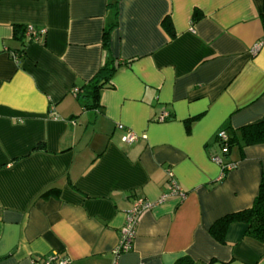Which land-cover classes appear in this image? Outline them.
Listing matches in <instances>:
<instances>
[{
    "label": "crops",
    "instance_id": "crops-1",
    "mask_svg": "<svg viewBox=\"0 0 264 264\" xmlns=\"http://www.w3.org/2000/svg\"><path fill=\"white\" fill-rule=\"evenodd\" d=\"M27 26L44 36L15 38ZM107 57L112 87L91 109L75 93ZM219 131L236 166L223 177ZM167 172L183 201H160ZM262 174L264 0H0V264H264L245 225L223 244L208 232L251 207ZM138 198L156 205L116 255Z\"/></svg>",
    "mask_w": 264,
    "mask_h": 264
},
{
    "label": "trees",
    "instance_id": "trees-1",
    "mask_svg": "<svg viewBox=\"0 0 264 264\" xmlns=\"http://www.w3.org/2000/svg\"><path fill=\"white\" fill-rule=\"evenodd\" d=\"M195 15V14H194ZM198 15V14H196ZM199 16V15H198ZM165 31L172 35L171 25L168 21L163 24ZM25 30L20 27L14 29V36L17 39L24 37ZM110 43V28L105 29L102 35V48L108 53ZM116 72L114 60L107 57L104 64L99 68L95 76L76 91V97L83 101L91 109L99 107L100 93L104 89L112 87L111 80ZM229 148V141H228ZM240 223L246 226L245 235L259 242H264V174L261 175L257 194L250 208L233 214H228L216 220L209 228L210 236L218 243L223 244L226 232L230 225ZM175 264H194L188 258H182ZM207 264H212L209 262Z\"/></svg>",
    "mask_w": 264,
    "mask_h": 264
},
{
    "label": "built area",
    "instance_id": "built-area-1",
    "mask_svg": "<svg viewBox=\"0 0 264 264\" xmlns=\"http://www.w3.org/2000/svg\"><path fill=\"white\" fill-rule=\"evenodd\" d=\"M44 30H36L32 26L25 27L24 35L29 41H38L40 37L44 36ZM259 45L253 48V53L257 52L259 49ZM16 55H14V59ZM169 119V115L166 112H161L157 117V122L162 123L166 122ZM117 129L123 132L120 140L125 144H132L138 138L145 139V136H137L129 130H126L123 126H118ZM219 148L220 155L211 157L212 162L217 164L221 169V177H223L227 172L235 169V164L233 163H225L223 161L224 157L228 154V137L226 136L224 131H219L215 138ZM166 187L167 193L161 197L160 201H166L170 198L177 199L179 201H183L186 198L185 192L180 188L176 181L174 180V176L172 172H167L166 179ZM156 204L145 201L144 199L138 198L136 199L131 209L125 214V221L123 226L119 231V241L118 246L116 248V255L123 254L131 250L132 241L134 239L137 222L140 215L145 212L151 210ZM68 258H58L57 255L51 254L41 263L36 261L33 264H69Z\"/></svg>",
    "mask_w": 264,
    "mask_h": 264
}]
</instances>
